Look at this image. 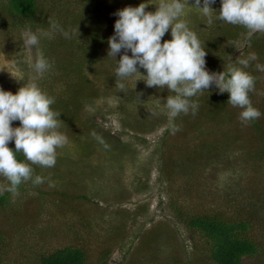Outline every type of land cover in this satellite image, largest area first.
<instances>
[{
  "label": "rangeland",
  "instance_id": "obj_1",
  "mask_svg": "<svg viewBox=\"0 0 264 264\" xmlns=\"http://www.w3.org/2000/svg\"><path fill=\"white\" fill-rule=\"evenodd\" d=\"M148 2L146 10L154 11L153 3L159 0ZM4 3L0 0V88L14 93L24 82L35 80L57 101L67 98L77 83L84 98L68 129L59 123L58 131L67 139L56 149L55 165L36 164L44 182H22L18 195L8 193L0 210V264H35L39 255L65 245L87 249L86 264H173L174 260L199 264L177 207L184 213L202 209L252 213V231L264 241V157H255L261 144L249 122L240 121L241 109L230 106L234 113L207 120L200 107L206 100L203 90L190 98L198 101V111L178 115L179 130L173 134L163 110L164 98L172 94L167 87L135 81L138 74L116 76L115 58L120 53L107 56V41L114 33L116 10L135 6L133 0H38L46 17L34 23L11 14ZM209 6L218 11L220 0ZM83 9V22L77 25ZM180 18L192 30L225 22L208 23L194 0H184ZM50 20L69 36L60 31L40 35L50 30ZM94 29L101 32L102 43L91 57L84 47ZM29 32L40 37L37 45L27 42ZM247 33L235 37L214 71H222L238 56L256 53L247 70L257 75L251 93L260 101L264 70L256 65H264V54L249 48ZM170 38L166 31L161 40ZM41 51L52 66L37 74L31 65ZM213 59L214 54L205 58L210 72ZM78 65L80 74L75 71ZM138 71L145 72L139 66ZM7 183L0 176V185ZM195 239L201 243L198 236ZM243 264H264V253L245 258Z\"/></svg>",
  "mask_w": 264,
  "mask_h": 264
},
{
  "label": "clouds",
  "instance_id": "obj_2",
  "mask_svg": "<svg viewBox=\"0 0 264 264\" xmlns=\"http://www.w3.org/2000/svg\"><path fill=\"white\" fill-rule=\"evenodd\" d=\"M212 0H194L202 15L234 25H242L248 36L264 33V0H220L218 11L209 5ZM148 0H141L135 6H124L115 12L114 33L108 37L107 56L116 57L115 73L126 78L138 74L135 81L143 79L145 84L166 86L171 95L164 98L163 110L168 116V128L174 134L179 130L176 117L195 114L199 103L190 99L214 84L218 91L227 92V102L239 107V119L246 124L262 115L253 106L248 93L254 88L255 78L245 69L250 61L256 60V53H249L219 72L205 67V47L186 20L180 17L184 0H159L154 11H147ZM215 12V17L212 13ZM48 31L40 33L51 36L60 31L67 38L69 32L55 20L49 21ZM170 31V39L161 38ZM39 36L29 32L27 42L37 45ZM124 49L125 51H121ZM130 50L131 55L128 54ZM230 60V59H229ZM231 61V60H230ZM37 74L51 68V62L39 52L31 65ZM138 66L145 72L138 71ZM256 67L264 70V65ZM134 81V82H135ZM54 98L44 92L35 80L24 82L14 93L0 88V176L8 181L0 185V194L5 191L13 196L19 194L18 186L31 180L33 185L44 182L45 177L34 174L32 164L52 167L56 163V149L66 142V136L58 131L59 113L50 108ZM155 114V113H154ZM19 120L18 126L11 121ZM14 142V149L8 141ZM22 152L25 159L17 158Z\"/></svg>",
  "mask_w": 264,
  "mask_h": 264
},
{
  "label": "trees",
  "instance_id": "obj_3",
  "mask_svg": "<svg viewBox=\"0 0 264 264\" xmlns=\"http://www.w3.org/2000/svg\"><path fill=\"white\" fill-rule=\"evenodd\" d=\"M135 5L141 2V0H133ZM5 8L11 13L24 17L30 20L31 23L35 22V19H45V15H42V10L38 6V0H5ZM81 10L80 19L77 18V25L83 22V15ZM42 15V16H41ZM39 16V17H38ZM44 23H46L44 21ZM207 25V24H206ZM201 41L202 47H205L206 55H215L209 65V70H215L217 63L222 61L224 54L227 55V50L231 49L235 43V37L241 33H246L248 30L242 25L230 24L223 22L217 26H201L193 29ZM89 41L85 45L84 49L90 54L91 57H95L98 49L101 47L102 39L101 32L99 30H93ZM250 49H258L260 53L264 54V33H254L250 37L249 41ZM257 45V48L254 46ZM248 48V47H247ZM221 49H225L223 52ZM216 50V51H214ZM240 56L234 58L228 62L226 67L222 70H226L231 64H235L239 60ZM220 59V60H219ZM217 60H219L217 62ZM246 71L247 68L245 69ZM77 74L81 73V66H77L75 70ZM249 72V71H248ZM255 78L254 84L257 82V75L250 72ZM85 82V80H84ZM81 86L75 84L69 91L70 94L66 95L67 98H58L57 101L50 105L55 111L59 113V123L63 122V125L68 129L69 121L72 120L75 114L82 109L81 98L84 96L80 92ZM250 94V95H249ZM206 100L202 102L200 106L204 117L207 120L222 119L226 114H232L235 110H229V107H234L227 102L228 93L220 92L215 85L205 89ZM249 98L256 108L260 110L262 115L249 122L252 133L256 136L257 142L261 144V149L258 152L255 151L256 159L264 157V95L261 96L260 101L254 99V94L251 91L248 93ZM54 98V96H52ZM254 99V100H253ZM255 101V102H254ZM198 111V110H197ZM59 128L61 126L59 125ZM169 130V128H167ZM14 149V144L8 145ZM18 159H25L22 152L17 153ZM189 162L193 161L188 154ZM163 164V163H162ZM164 164L160 168L162 170ZM34 174H37V165L32 164ZM30 181V180H29ZM29 181H25L29 182ZM20 186V185H19ZM9 192L5 191L0 194V210L8 202ZM178 207L176 212L178 219L185 225L189 237L192 240L191 248L193 249V257L199 264H243L245 258L258 256L264 253V241L256 237V234L252 231V213L233 212L231 214L226 213L223 210L214 209H202V210H188V212H182ZM199 237L201 243L195 239ZM3 239L2 231L0 230V242ZM109 249H105L103 255H107L106 252ZM87 249L80 245H65L61 248L54 249L47 254L39 255L35 264H86ZM173 264H178V261L174 260ZM166 264V263H155Z\"/></svg>",
  "mask_w": 264,
  "mask_h": 264
}]
</instances>
